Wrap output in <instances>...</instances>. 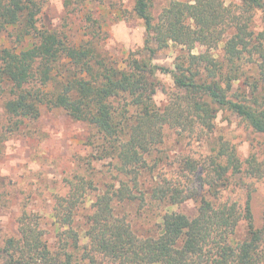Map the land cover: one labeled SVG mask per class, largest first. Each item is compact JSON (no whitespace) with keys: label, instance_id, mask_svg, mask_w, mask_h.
<instances>
[{"label":"trees","instance_id":"obj_1","mask_svg":"<svg viewBox=\"0 0 264 264\" xmlns=\"http://www.w3.org/2000/svg\"><path fill=\"white\" fill-rule=\"evenodd\" d=\"M68 2L81 12L102 0ZM151 8V0H134L146 38L142 51L120 66L100 52L95 38L76 44L40 29L41 0H0V97L10 96L6 114L19 128L26 120L37 121L43 108L64 110L89 127L93 160L110 159L119 178L105 189L79 175L66 180L67 195L56 197L52 207L58 238L53 247L39 217L24 209L17 237L0 245V264L261 263L263 232L254 224L250 200L240 207L196 197L194 217L170 207L147 235H139L120 215L122 205L135 201L174 206L197 195L165 179L143 188L149 158L162 144L166 127L211 133L219 112L227 111L264 134V28L255 29L256 12L264 24V0H171L158 16ZM84 17L90 25L97 23L91 11ZM4 33L10 47L1 44ZM224 40L219 59L193 53L198 45L215 49ZM171 45L185 54L173 68L155 64V56ZM158 72L170 75L179 90L164 107L155 101ZM241 79L247 89L235 87ZM213 153L214 166L204 181L217 196L219 182L244 172V162L229 143ZM246 165L250 176L264 177V160L253 156ZM88 201V242L83 244L75 219ZM242 226L244 239L239 238Z\"/></svg>","mask_w":264,"mask_h":264},{"label":"rangeland","instance_id":"obj_2","mask_svg":"<svg viewBox=\"0 0 264 264\" xmlns=\"http://www.w3.org/2000/svg\"><path fill=\"white\" fill-rule=\"evenodd\" d=\"M41 1L40 29L56 31L76 44L95 38L93 41L98 44L100 52L120 66L131 54L143 49L146 31L143 21L133 11L134 0H102L86 6L81 12L69 4L70 0ZM225 1L230 3L233 0ZM170 2L151 0L152 13L158 16ZM88 11L92 12L96 24L85 21L84 15ZM260 16L261 13L256 12L257 31L264 28ZM1 44L11 46L7 33L2 35ZM224 45L225 40L215 49L198 45L193 53H209L219 59ZM184 54L180 46L171 45L155 56L154 63L173 68L175 60ZM155 80L158 83L155 101L159 107H164L179 90L170 75L158 72ZM235 87L247 89L242 79ZM9 99L7 94L0 97V245L9 237H17V220L26 209L39 217L46 232L45 239L53 247L58 238L52 207L56 197L67 195L69 184L66 180L79 175L92 179L98 189H105L116 185L119 178L110 159L93 160L92 134L85 123L72 119L62 109L43 108L37 121L26 120L17 128L16 119H11L5 112ZM221 143H229L235 148L244 162V172L219 182L218 194L214 196L208 192L209 186L204 179L214 166L213 149H218ZM253 156L259 161L264 160V134L254 131L241 118L227 111L219 112L211 133L166 127L162 144L149 158L150 172L143 177V188L165 179L171 185L197 195L174 206L149 200L145 203L135 201L122 205L120 215L131 222L139 235H147L157 229L161 215L170 207L194 217L198 208L196 197H205L214 203H237L240 207L250 200L254 224L263 232L259 259L260 264H264V177H252L246 172V163ZM90 206L91 202H86L75 219L83 244L88 242L84 237V222ZM245 235L242 226L239 238L244 239Z\"/></svg>","mask_w":264,"mask_h":264}]
</instances>
